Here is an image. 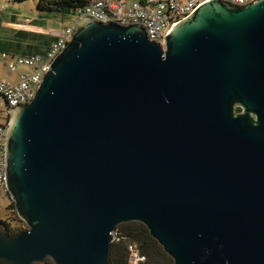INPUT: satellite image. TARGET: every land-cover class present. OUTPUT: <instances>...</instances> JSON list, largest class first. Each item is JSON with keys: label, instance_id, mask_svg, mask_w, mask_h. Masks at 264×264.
<instances>
[{"label": "water", "instance_id": "1", "mask_svg": "<svg viewBox=\"0 0 264 264\" xmlns=\"http://www.w3.org/2000/svg\"><path fill=\"white\" fill-rule=\"evenodd\" d=\"M165 44L85 18L11 110L6 192L27 229L0 222V264H109L131 222L174 264H264V0H209Z\"/></svg>", "mask_w": 264, "mask_h": 264}, {"label": "built area", "instance_id": "2", "mask_svg": "<svg viewBox=\"0 0 264 264\" xmlns=\"http://www.w3.org/2000/svg\"><path fill=\"white\" fill-rule=\"evenodd\" d=\"M85 9L76 12L77 18L68 21L61 35L52 45L46 56L9 57L3 55L1 63L15 71L19 66L33 69L18 81H0V187L6 191L5 184V146L9 114L14 108L31 102L42 82L43 75L53 60L71 42L76 25L85 18L99 23H114L122 27L142 26L150 41L159 43L166 49L165 37L172 30V25L180 23L192 15L203 3L209 0H86ZM237 7H246L254 0H219ZM167 14V17H166ZM170 22H169V21ZM16 58V59H15ZM37 69V71H35ZM137 255V254H135ZM137 261L139 258L136 256Z\"/></svg>", "mask_w": 264, "mask_h": 264}, {"label": "rangeland", "instance_id": "3", "mask_svg": "<svg viewBox=\"0 0 264 264\" xmlns=\"http://www.w3.org/2000/svg\"><path fill=\"white\" fill-rule=\"evenodd\" d=\"M38 4V1L18 4L14 3V0H0V81H16L21 75L33 72V69L27 66H19L16 72H11L1 63L3 55L20 52L28 47H33L34 51L37 46L39 49H44L59 38L66 23L75 16L73 13L63 19L57 13L42 14ZM6 13V16L3 15ZM48 52L43 56H46ZM13 55L21 56L20 54ZM10 115L11 112L9 120ZM6 125L8 129L9 124ZM9 201H11L10 197L2 193L0 196V220L2 221L6 220V207ZM134 262H137V258Z\"/></svg>", "mask_w": 264, "mask_h": 264}, {"label": "trees", "instance_id": "4", "mask_svg": "<svg viewBox=\"0 0 264 264\" xmlns=\"http://www.w3.org/2000/svg\"><path fill=\"white\" fill-rule=\"evenodd\" d=\"M27 1H38L39 11H41L42 14L57 13L65 19L67 16L74 13V18L69 21L75 20L77 18L76 12L85 9L88 5L86 0H14V3L19 4ZM6 55L16 58L30 57ZM6 68L11 72H16L18 69L12 71L8 67ZM238 111H240V109H238ZM2 193H5L6 197L9 196L4 188L0 187V196ZM6 212V220H0V222L6 224L9 235L14 237L27 229L26 224L18 217L13 202H8ZM116 238L117 240L114 242L110 252L109 264H174L172 258L168 256L159 243L151 236L147 227L142 223L131 222L118 226ZM136 256L139 260L134 262ZM44 264L54 263L51 260H47Z\"/></svg>", "mask_w": 264, "mask_h": 264}, {"label": "crops", "instance_id": "5", "mask_svg": "<svg viewBox=\"0 0 264 264\" xmlns=\"http://www.w3.org/2000/svg\"><path fill=\"white\" fill-rule=\"evenodd\" d=\"M5 16L7 15V13L6 14H4ZM64 29V28H63ZM63 29H62V31H63ZM61 31V32H62ZM61 34V33H60ZM58 39H56V40H54L53 42H52V44L53 43H55L56 41H57ZM52 44H50L49 46H46L44 49H39L38 48V46L37 47H35V51H34V48L33 47H28V48H26V50H21L20 52H12L10 55H13V54H20V55H22V56H33V55H40V54H44V53H46V52H48V50L50 49V47H51V45ZM22 76V75H21ZM20 76V77H21ZM20 79V78H19ZM18 79V80H19ZM18 80H16V81H18Z\"/></svg>", "mask_w": 264, "mask_h": 264}]
</instances>
